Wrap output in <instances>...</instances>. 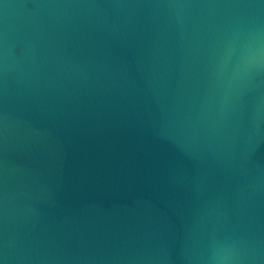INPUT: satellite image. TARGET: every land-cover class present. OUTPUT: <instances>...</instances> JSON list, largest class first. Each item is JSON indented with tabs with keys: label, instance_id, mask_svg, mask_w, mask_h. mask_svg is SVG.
<instances>
[{
	"label": "water",
	"instance_id": "95a60500",
	"mask_svg": "<svg viewBox=\"0 0 264 264\" xmlns=\"http://www.w3.org/2000/svg\"><path fill=\"white\" fill-rule=\"evenodd\" d=\"M0 264H264V0H0Z\"/></svg>",
	"mask_w": 264,
	"mask_h": 264
}]
</instances>
